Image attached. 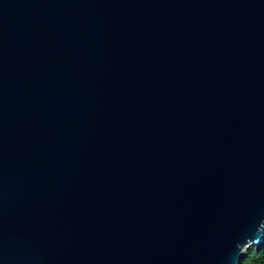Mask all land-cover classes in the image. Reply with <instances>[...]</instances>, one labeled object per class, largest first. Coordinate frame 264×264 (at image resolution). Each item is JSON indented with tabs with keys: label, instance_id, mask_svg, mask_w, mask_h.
I'll use <instances>...</instances> for the list:
<instances>
[{
	"label": "water",
	"instance_id": "obj_1",
	"mask_svg": "<svg viewBox=\"0 0 264 264\" xmlns=\"http://www.w3.org/2000/svg\"><path fill=\"white\" fill-rule=\"evenodd\" d=\"M264 232V0H0V264H237Z\"/></svg>",
	"mask_w": 264,
	"mask_h": 264
},
{
	"label": "trees",
	"instance_id": "obj_2",
	"mask_svg": "<svg viewBox=\"0 0 264 264\" xmlns=\"http://www.w3.org/2000/svg\"><path fill=\"white\" fill-rule=\"evenodd\" d=\"M237 264H264V232L256 243L241 251Z\"/></svg>",
	"mask_w": 264,
	"mask_h": 264
}]
</instances>
